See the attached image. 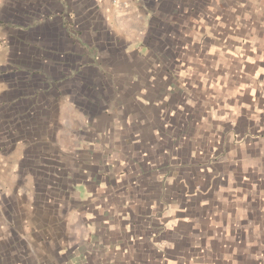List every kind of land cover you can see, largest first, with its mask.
<instances>
[{
	"label": "crops",
	"instance_id": "crops-1",
	"mask_svg": "<svg viewBox=\"0 0 264 264\" xmlns=\"http://www.w3.org/2000/svg\"><path fill=\"white\" fill-rule=\"evenodd\" d=\"M0 264H264V0H0Z\"/></svg>",
	"mask_w": 264,
	"mask_h": 264
},
{
	"label": "built area",
	"instance_id": "built-area-1",
	"mask_svg": "<svg viewBox=\"0 0 264 264\" xmlns=\"http://www.w3.org/2000/svg\"><path fill=\"white\" fill-rule=\"evenodd\" d=\"M2 45H3V42H2V40L0 39V48L2 47Z\"/></svg>",
	"mask_w": 264,
	"mask_h": 264
}]
</instances>
